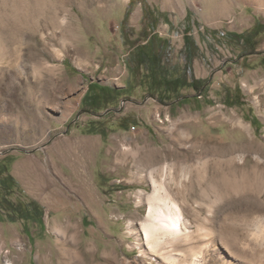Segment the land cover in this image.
<instances>
[{
  "label": "rangeland",
  "instance_id": "1",
  "mask_svg": "<svg viewBox=\"0 0 264 264\" xmlns=\"http://www.w3.org/2000/svg\"><path fill=\"white\" fill-rule=\"evenodd\" d=\"M84 1L64 10L57 3L65 18L55 31L34 15L8 33L10 52L0 63V154L8 153L0 155V264H160L141 256L129 230L146 213L138 194L151 192L136 165L147 149L164 158L172 149L177 157L162 163L187 165L190 178L181 190L172 183L171 192L195 230H209L211 240L199 242H211L206 264H242L224 241L250 238L253 221H264V0L217 16L218 0L179 7ZM154 31L170 42L167 68L186 66L184 37L194 38L198 56L179 75L203 80L198 90L148 98L147 73L134 72L130 56ZM124 100L132 102L104 115ZM81 111L88 113L74 124ZM11 174L17 184L6 189ZM32 201L42 221L31 210L32 219L16 212L10 221L3 202L24 209Z\"/></svg>",
  "mask_w": 264,
  "mask_h": 264
},
{
  "label": "bare ground",
  "instance_id": "2",
  "mask_svg": "<svg viewBox=\"0 0 264 264\" xmlns=\"http://www.w3.org/2000/svg\"><path fill=\"white\" fill-rule=\"evenodd\" d=\"M60 1L63 5L62 10L68 5L80 7L82 3L87 2H82V0H0V63L8 58L10 52L7 39L10 34L8 33H11L13 27L14 30L22 31L29 17L40 15L47 18L46 29L55 31L58 28V20L65 18L61 17L57 11V3ZM165 1L177 7L180 6L179 2H182V0ZM246 2L260 3V0H218L213 15L223 14L226 11L228 12L236 3ZM68 17L69 15L66 16V18ZM63 23L64 21H62ZM62 27L64 31L68 32V24ZM171 150L166 153V160L177 157L176 153ZM159 151L147 149L139 154V158H136V165L139 169L142 167L140 170H146L147 172L145 179L148 180L151 186V192L146 194L140 192L138 194L140 199L138 203L146 205V213L138 222L132 223L133 229L129 228V230L138 240L136 246L139 247L141 256L150 259L160 257L162 261L159 262L160 264H206L208 260L206 256H209L208 249L211 242L204 244H199V242L210 237L209 230L202 225H195V230L193 222L186 219L183 209L171 192L172 187L170 185L172 183L177 189H183L182 182L188 181L190 178L189 173L186 172L188 167L187 165L176 167L178 165L174 162L172 164L162 163L165 158ZM223 152L220 154L224 156ZM128 154L130 153L128 152ZM177 171L178 173L181 172L180 179H177L179 177L175 175ZM262 221V219L253 221L251 232H248L250 238L243 237L234 240L232 243L224 241L225 246L233 253V257L242 264L245 261L264 264V221L263 223ZM208 240H211V238ZM232 248L237 251H233Z\"/></svg>",
  "mask_w": 264,
  "mask_h": 264
},
{
  "label": "trees",
  "instance_id": "3",
  "mask_svg": "<svg viewBox=\"0 0 264 264\" xmlns=\"http://www.w3.org/2000/svg\"><path fill=\"white\" fill-rule=\"evenodd\" d=\"M130 13L131 12L129 10L127 13V17H129ZM151 19L152 18H149V20ZM157 21L158 19L155 20V23ZM155 23H152L151 30H155ZM231 35L237 38L241 37L242 39H244V37L246 36L245 34H230V36ZM184 41L185 49L182 53L185 56L184 58L186 61V66L183 69L179 65L171 66L170 68H167L165 66V64L163 63V52L167 49L170 42L169 40H161L156 31L153 32L152 36L149 38L146 44L136 47L134 52L130 56V62L132 64L131 69L134 70V72L142 69L147 73V79L150 83L148 85V88L152 91V93L150 94L153 96H158V99L162 102L164 101L162 93L172 92L178 94V91L181 88H193L195 90H198L203 83V80L196 78H192L191 82H187V80L182 75H179L181 73L187 75L188 72L191 71V64L198 56V46L196 45L194 38L186 34L184 37ZM159 44L161 45L160 52H156L155 48ZM91 87L92 86H90L89 91L85 95L84 100H86L87 97L91 95V89L93 90V88ZM7 179L3 181V185L6 187V189L12 187V184L9 185L8 181H10V183L12 182L14 184H17L12 174L8 175ZM3 204L5 206L4 210L11 222H15L12 215H14L16 212L21 213V219L23 220L32 219L33 214L31 213V211H34L35 215L40 221L43 220V210L35 201L30 202L29 206L24 209L19 205L14 206L10 202H3Z\"/></svg>",
  "mask_w": 264,
  "mask_h": 264
},
{
  "label": "water",
  "instance_id": "4",
  "mask_svg": "<svg viewBox=\"0 0 264 264\" xmlns=\"http://www.w3.org/2000/svg\"><path fill=\"white\" fill-rule=\"evenodd\" d=\"M213 78V75H212V77H211V79ZM205 87L206 86H204V88L202 89V91L200 92V95H199V97L201 96V93L203 92V90L205 89ZM149 99H153V100H157L156 99V97H154V96H150V97H148ZM186 98H188V96H186V97H182V98H180L177 102H180L181 100H183V99H186ZM146 100H148V99H146ZM145 100V101H146ZM132 102V101H130V100H124L123 102H122V104H121V108L119 109V110H113V109H109V110H107L106 112H105V114L104 115H107V114H109L110 112H116V113H119V112H121L122 111V109H123V106L127 103V102ZM134 103H136V102H134ZM85 113H88L87 111H81V112H79L78 113V115H77V117H76V120L73 122L74 124L78 121V119L81 117V115L82 114H85ZM96 117H98V118H101V115H95ZM70 128V127H69ZM68 128V129H69ZM18 151H21V152H25V153H28V154H31V153H33L34 151H28V150H24V149H17ZM6 154H8L7 152L6 153H1L0 155H6Z\"/></svg>",
  "mask_w": 264,
  "mask_h": 264
}]
</instances>
